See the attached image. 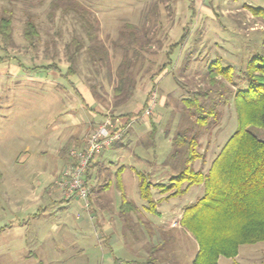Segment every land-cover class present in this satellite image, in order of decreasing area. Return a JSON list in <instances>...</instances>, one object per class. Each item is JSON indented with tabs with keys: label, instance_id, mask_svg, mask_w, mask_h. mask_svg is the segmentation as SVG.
I'll return each instance as SVG.
<instances>
[{
	"label": "rangeland",
	"instance_id": "1",
	"mask_svg": "<svg viewBox=\"0 0 264 264\" xmlns=\"http://www.w3.org/2000/svg\"><path fill=\"white\" fill-rule=\"evenodd\" d=\"M250 8L264 9V0H0V15L9 11L13 28L12 46L0 47V264H98L102 255L83 202L55 203L56 197L41 193L46 182L38 177L39 169H31L40 160V146H32L33 137L45 133L60 115L66 118L69 100L73 108L81 102L63 76L69 65L65 47L71 39L82 42L72 83L87 89L113 118L136 109L145 98L135 116L149 119L158 152L168 156L176 134L193 122L185 99L208 88L212 63L231 67L233 83L221 79L225 89L214 88L227 102L218 104L217 123L199 139L200 158L193 165L203 170L235 131L232 92L245 85L246 62L264 50V22ZM28 18L37 28L34 49L23 37ZM89 27L95 36L92 42ZM186 29L188 36L179 45ZM51 64L59 71L40 69ZM153 94V108L145 115ZM209 98L218 101L214 92ZM250 131L264 140L263 130ZM72 149L78 148L67 147L68 155ZM50 157L43 159L51 163ZM135 189L129 187V194L141 204ZM114 198L118 210L120 198ZM172 236L168 235L165 264H192L194 247L182 236ZM218 261L264 264V243L240 246L235 258L220 256Z\"/></svg>",
	"mask_w": 264,
	"mask_h": 264
},
{
	"label": "trees",
	"instance_id": "2",
	"mask_svg": "<svg viewBox=\"0 0 264 264\" xmlns=\"http://www.w3.org/2000/svg\"><path fill=\"white\" fill-rule=\"evenodd\" d=\"M250 11L264 22V9L250 8ZM187 36L186 29L178 44H183ZM23 37L34 49L38 34L31 18L26 21ZM87 37L89 41H95L90 31ZM12 44V18L9 11H4L0 15V47L7 50ZM262 44L264 49V35ZM65 48L69 65L63 76L76 92L70 79L76 73L82 42L74 37ZM128 63L124 61V64ZM40 69L59 71L56 64L41 66ZM207 77L208 88L197 89L191 98L184 101L189 111L187 117H193L191 127L176 134L172 142L173 155H181L184 167L169 185H154L163 193L174 190L169 197L181 195L192 186L201 185L203 188L202 195L184 207L179 221L181 228L190 233L197 244L192 264H217L220 256L235 258L240 246L264 243V140L250 131V128L264 131V50L253 55L242 70L245 85L232 92L236 129L203 173L202 170L195 171L192 166L200 158L197 152L199 139L204 131L217 123L218 104L227 102L226 95L214 88L225 87L221 79L233 83L232 68L222 67L215 61L209 66ZM211 92L217 95V102L209 98ZM115 93L121 95L120 85ZM149 190L150 185L139 177L140 197L147 201L148 210H154ZM115 264L123 263L117 260Z\"/></svg>",
	"mask_w": 264,
	"mask_h": 264
},
{
	"label": "crops",
	"instance_id": "3",
	"mask_svg": "<svg viewBox=\"0 0 264 264\" xmlns=\"http://www.w3.org/2000/svg\"><path fill=\"white\" fill-rule=\"evenodd\" d=\"M75 90L81 101L75 103V109L73 101L71 103L69 100V109L64 111L66 118L62 119L60 115L45 133L33 137L32 146H40L37 150L40 160L35 162L38 167L31 169L38 168V177L46 182L41 193L56 197L55 203L71 202L64 200L60 189H57L60 175L70 161L67 147L83 148L88 133L97 124L116 126L123 130L121 140L101 151L93 159L86 175L90 194L88 206L84 208L89 217V221H86L91 222L102 251L98 264H115L117 260L124 264H165L164 257L169 251L168 235H174V240L182 236V239L190 242L195 256L197 244L181 228L179 221L184 207L194 203L203 188L201 185L192 186L176 197H169L168 192L154 188V185H169L180 174L184 164L182 157H172L173 152L170 156L168 152L159 153V141L156 133H152L149 119L135 116L141 111L145 98L136 109L125 112L128 115L120 114L113 118V115L107 116L103 112L87 89L75 86ZM48 155L51 156V163L43 159ZM27 158L21 160L23 165L27 163ZM192 166L194 169L195 164ZM209 166H203L202 172L205 173ZM139 177L150 185L154 210H148L147 201L140 197ZM129 187L136 188L135 193L141 204L133 200L134 195L130 196ZM115 194L120 198L118 210L114 207ZM186 196L193 198L181 200Z\"/></svg>",
	"mask_w": 264,
	"mask_h": 264
},
{
	"label": "built area",
	"instance_id": "4",
	"mask_svg": "<svg viewBox=\"0 0 264 264\" xmlns=\"http://www.w3.org/2000/svg\"><path fill=\"white\" fill-rule=\"evenodd\" d=\"M154 94L147 104L145 115H149L154 105ZM122 130H113L111 125H99L87 138L81 149H72L69 152L70 162L62 171L57 186L64 200L78 199L83 201L87 208V198L90 194L89 186L85 182L88 168L93 159L103 150L119 142Z\"/></svg>",
	"mask_w": 264,
	"mask_h": 264
}]
</instances>
